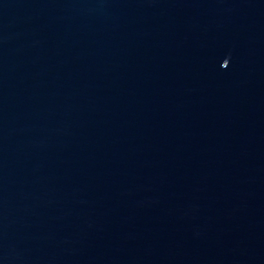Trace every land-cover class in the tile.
Here are the masks:
<instances>
[{
	"label": "water",
	"instance_id": "1",
	"mask_svg": "<svg viewBox=\"0 0 264 264\" xmlns=\"http://www.w3.org/2000/svg\"><path fill=\"white\" fill-rule=\"evenodd\" d=\"M0 264H264V0H0Z\"/></svg>",
	"mask_w": 264,
	"mask_h": 264
}]
</instances>
